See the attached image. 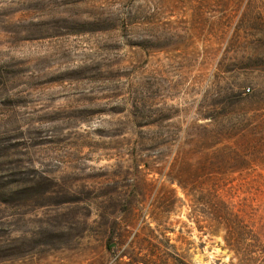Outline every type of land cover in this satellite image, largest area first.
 Listing matches in <instances>:
<instances>
[{"label": "rangeland", "instance_id": "374dc122", "mask_svg": "<svg viewBox=\"0 0 264 264\" xmlns=\"http://www.w3.org/2000/svg\"><path fill=\"white\" fill-rule=\"evenodd\" d=\"M0 194V264H264V0H0Z\"/></svg>", "mask_w": 264, "mask_h": 264}, {"label": "trees", "instance_id": "16d2710c", "mask_svg": "<svg viewBox=\"0 0 264 264\" xmlns=\"http://www.w3.org/2000/svg\"><path fill=\"white\" fill-rule=\"evenodd\" d=\"M190 158H188V162H187V166H188V169H191L192 168V165L193 163L189 161ZM177 160V159H176ZM175 160V161H176ZM173 181H176V183L178 184V186L181 188V190L185 193V195H188L190 192H192V190L194 189L195 191H200V198L201 199H204V198H213V199H217L220 198V188H207L205 190H202V188L200 189H197V188H187L184 184H181V182L179 180H173ZM18 192L17 189H9L7 191L8 193V196H10V198L16 194ZM204 192V193H203ZM5 193H3L4 195ZM1 195V194H0ZM8 198H6L5 200H1L0 199V206H5L8 204ZM221 200H219L220 202ZM182 263L186 264V262H184L183 260H181Z\"/></svg>", "mask_w": 264, "mask_h": 264}, {"label": "built area", "instance_id": "2783aa9c", "mask_svg": "<svg viewBox=\"0 0 264 264\" xmlns=\"http://www.w3.org/2000/svg\"><path fill=\"white\" fill-rule=\"evenodd\" d=\"M247 90H248V88H247Z\"/></svg>", "mask_w": 264, "mask_h": 264}]
</instances>
